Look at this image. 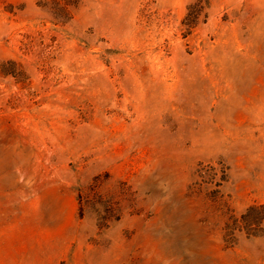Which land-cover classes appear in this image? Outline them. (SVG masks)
I'll return each instance as SVG.
<instances>
[{
  "label": "rangeland",
  "instance_id": "obj_1",
  "mask_svg": "<svg viewBox=\"0 0 264 264\" xmlns=\"http://www.w3.org/2000/svg\"><path fill=\"white\" fill-rule=\"evenodd\" d=\"M0 264H264V0H0Z\"/></svg>",
  "mask_w": 264,
  "mask_h": 264
},
{
  "label": "trees",
  "instance_id": "obj_2",
  "mask_svg": "<svg viewBox=\"0 0 264 264\" xmlns=\"http://www.w3.org/2000/svg\"><path fill=\"white\" fill-rule=\"evenodd\" d=\"M257 208V206H251L249 209H248V211H247V213H245V217H247V215H248V212H250L251 213V211L252 210H254V209H256Z\"/></svg>",
  "mask_w": 264,
  "mask_h": 264
}]
</instances>
